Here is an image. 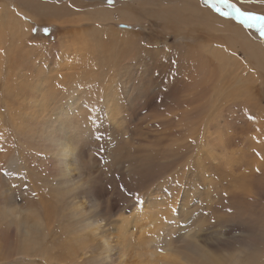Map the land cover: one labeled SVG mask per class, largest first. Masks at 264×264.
I'll list each match as a JSON object with an SVG mask.
<instances>
[{"label": "rangeland", "instance_id": "rangeland-1", "mask_svg": "<svg viewBox=\"0 0 264 264\" xmlns=\"http://www.w3.org/2000/svg\"><path fill=\"white\" fill-rule=\"evenodd\" d=\"M3 1L10 2L0 0V4ZM134 1L86 2L116 8ZM228 2L248 12L238 0ZM11 5L27 8L19 1ZM112 16L108 25L119 24L120 28L122 19L116 11ZM230 17L242 22L264 47L257 27H249L235 13ZM90 21L94 26L104 23ZM129 23L133 26L128 24L130 35L125 44L104 41L98 50L89 51L85 63H59L60 51L53 45L55 51L41 61L17 64L10 80L0 79V264H15L11 253L22 235L20 220L30 236L52 242L54 254L64 252L65 239L76 241V248L90 253V231L98 225L97 233L111 241L113 254L114 235L124 226L129 234L124 250L138 254L129 253L126 263L138 259L145 263L159 256L173 259L178 252L194 248L207 250L197 245L195 236L210 241L214 226L241 223L239 219L249 215L264 222L261 214L255 217L256 210L264 209L256 206L264 202V188L249 189L244 177L226 164L229 153L232 157L237 154V159L242 147L248 155L250 145L263 151L256 157L264 160V110L259 117L250 109L229 106L239 99L233 90L231 100L216 110L206 98L226 81L230 83L231 59L225 55L196 62L194 42L203 40L196 25L190 28L193 33L180 36L176 26L167 27L163 19L153 16ZM179 27L182 31L185 26ZM33 29L36 41L44 35L56 43V25L33 23ZM92 34L101 35L98 31ZM188 35L193 39L186 38ZM41 47L51 49L42 41ZM53 54L51 62L48 58ZM122 56L126 58L122 60ZM217 80L220 82L214 84ZM252 87L258 100L255 104L264 106V87L257 82ZM42 94L46 109L39 111ZM245 97L251 98L250 94ZM14 108L21 110L10 112ZM56 112L61 114L56 116ZM207 126L211 136L201 146ZM63 138L74 141L76 157L60 173ZM202 170L208 182L200 176ZM253 178L254 188L264 181L262 175ZM246 193L259 201H250ZM145 221L149 223L141 225ZM251 221L245 220L244 227ZM174 237L180 240L173 241ZM238 239L239 232L232 229L220 250L225 247L237 253L242 249ZM150 240L159 241L160 246L154 247ZM246 252L244 249L242 254Z\"/></svg>", "mask_w": 264, "mask_h": 264}, {"label": "bare ground", "instance_id": "bare-ground-1", "mask_svg": "<svg viewBox=\"0 0 264 264\" xmlns=\"http://www.w3.org/2000/svg\"><path fill=\"white\" fill-rule=\"evenodd\" d=\"M14 1L21 2L27 8L25 10L18 7L14 8L11 5ZM86 1L10 0L9 3L1 2L0 79L5 76V79L8 78L10 80L14 67L17 64L27 65L29 62H36L39 59L41 61L43 56L55 51L53 45H56L58 47L57 50L60 51L58 57L59 63L68 62L69 60L75 61L76 63H85L89 51L91 49L98 50L100 46H103L102 43L104 41L116 42L118 40L120 43L125 44L128 35H130L128 31L130 28L128 27L129 25L131 27L133 26L129 21L134 20L137 23L142 16L148 15L163 19L167 27L176 26V34L180 36L183 33H193L190 28L194 25L200 28L203 33V40L194 42L197 44V52L194 58L196 62L199 61L202 64L210 57H223L225 55L231 59L228 63L231 66L228 73L232 74L230 83L226 81L219 89L214 91V95H206L213 109L216 110V108L221 107L224 103L231 100V90H233L239 99L229 106L234 105L241 110L250 109L256 115L258 114L259 117L262 116L264 106L255 104L258 100L252 95V86L257 82L258 86L264 87V47L256 36L250 34L243 27L242 22H238L239 20L236 21L230 15L222 17L210 11V7L201 0H136L129 2L130 4L119 5L116 8H105L98 3H88ZM238 1L248 12L264 13V3H259L261 0ZM165 9H170V12ZM114 11L122 19L120 21L122 23L120 28L117 27L119 24L108 25V22L113 19L112 15ZM26 16L30 18H26ZM94 19H100L104 23L99 26H94V23L91 24L90 21ZM33 23L38 25H56V35L58 37L55 40L56 43L49 42L44 35L39 42L36 41L38 37L36 38L33 35ZM180 25L185 26L182 31L179 27ZM91 27H94V30ZM93 31H98L101 35L95 37L92 34ZM186 38L193 39L190 35L186 36ZM41 41L49 44L51 49L44 50L41 47ZM212 47H214V51H211ZM238 51L242 53V56H239ZM53 56L55 55L53 54L48 58L51 62H53ZM125 58L126 56L121 57L122 60ZM219 82L220 80H217L214 84ZM6 92L9 93V90L6 89ZM246 94H250L251 98L246 99ZM43 95L38 100L39 111L46 109V100ZM5 105L9 106L10 103H5ZM67 105L69 106L70 104L68 103ZM172 106H174V103ZM19 110L21 109L14 108L10 112ZM190 111L193 114V109H190ZM107 113H111L109 108L107 109ZM60 114V112H56V116ZM189 118L194 117L189 116ZM1 122L2 120H0V124ZM60 124L63 125L65 123L60 121ZM48 132H50V129ZM216 135L218 136V133ZM208 136L211 135L208 133L207 126L203 138L199 142L201 146L206 145L205 140ZM72 141H66V138H63L64 143L59 145L61 155L58 160V170L60 173L64 172L66 167L69 168L70 163L76 157H74L76 144ZM250 146L248 147V155L244 154V150L241 147L237 159V154L232 157L231 153H229L226 158V164L234 173L244 177L247 184L246 187H249V189L252 187L253 190H260L264 188V181L259 182L255 188L251 182L254 179L253 177L260 175L263 176L264 180V160L256 157L262 154L263 151L255 146ZM250 154L254 155L253 158L249 156ZM200 176L205 181L207 180L205 178V170L200 172ZM246 196L250 201H259L247 193ZM256 206L262 209L264 208V202ZM260 214L264 218V209L255 211L256 218ZM162 216L163 214L160 215L159 219ZM245 220L247 222L252 220L247 227H244L247 224V222H244ZM239 221L241 223L230 221L229 224L231 225L214 226L210 231L212 237L210 236L208 238L211 239L210 241L202 239L203 235L198 234L195 236L197 245H203V247H207V250L194 248L188 249L186 253L178 252V255L173 259H166L159 256L158 258L153 257V261L149 260L150 258L146 259L145 263H142L139 259L134 263H126L125 260L129 256V253H132V256H137L138 254L134 250L128 252L124 250V246L128 245L129 242V234L124 226L119 227L121 230L114 235L113 241L116 240V244L113 254L111 253L113 249V246L110 245L111 241L97 233L100 225L90 231L92 237L91 244L93 245L92 249L89 250L90 253L87 252L88 250L84 251L83 249L76 248L78 246L76 241L65 239L62 243L64 244V252L61 251L60 253L54 254L52 253L54 246L52 242L44 243L42 240L30 236V232L23 228L26 223L20 220L19 227L22 235L15 242L11 254L13 255L15 264H23V261L28 260H30V263L35 264L33 263L36 262L33 261L35 257L40 261V264H87L88 262L89 264H264V222L260 223L257 219H251V215L244 219H239ZM148 223L149 221H145L141 225H147ZM160 224L157 220L156 225ZM232 229L239 232L238 240L242 249L237 253H232L225 247H222L220 250V245L223 241L230 238ZM179 240L180 238L178 237H174L173 239V241ZM150 243L156 248L160 246V242L157 240H150ZM147 246L150 247L149 244ZM216 246H218L220 253L218 252L219 250H215L214 247ZM244 249L248 252L242 254ZM151 255L153 256L152 253Z\"/></svg>", "mask_w": 264, "mask_h": 264}, {"label": "snow or ice", "instance_id": "snow-or-ice-1", "mask_svg": "<svg viewBox=\"0 0 264 264\" xmlns=\"http://www.w3.org/2000/svg\"><path fill=\"white\" fill-rule=\"evenodd\" d=\"M204 2L210 4V6L222 16H229L235 13L237 18H242L243 22L248 24L249 27H257L261 36L264 37V15L244 11L236 7V5L229 3L228 0H204ZM224 8L229 9V11H224ZM33 31H35V29H33ZM44 32L48 34L49 29L45 28ZM97 139H99V137H97Z\"/></svg>", "mask_w": 264, "mask_h": 264}]
</instances>
